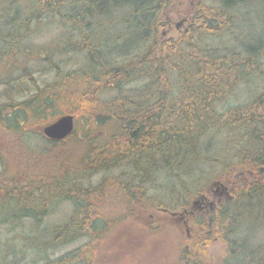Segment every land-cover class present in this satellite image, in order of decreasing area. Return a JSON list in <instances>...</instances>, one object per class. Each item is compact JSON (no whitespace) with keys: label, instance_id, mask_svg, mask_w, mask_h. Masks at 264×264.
I'll list each match as a JSON object with an SVG mask.
<instances>
[{"label":"trees","instance_id":"1","mask_svg":"<svg viewBox=\"0 0 264 264\" xmlns=\"http://www.w3.org/2000/svg\"><path fill=\"white\" fill-rule=\"evenodd\" d=\"M174 1L0 0V63L6 57L18 61L21 36L32 32L31 25L56 17L77 32L62 48L85 56L83 65L68 72L49 62L54 75L43 87L23 71L15 81L7 80L0 93V127L21 139L31 127H44L69 113L74 117L69 137L76 132L75 143L84 148L75 162L57 160L51 180L36 187L9 176L7 162H2L0 225L8 233L30 220L31 234L0 242V264H19L26 249L33 264H93V243L113 221L91 220L92 200L102 201L113 191L128 210L140 206L153 218L160 209H184L192 205L190 198L210 195L214 180L228 198L195 223L206 235L213 229L222 235L228 247L224 264L238 262L237 252L249 253L251 239L239 238V233L248 235L242 223L251 218L243 210L256 211L254 228L264 224V92L243 105L226 103L240 84L253 80L245 70L264 80L257 52L239 44L243 25L235 27V9L244 0L198 1L183 16L188 22L182 32L167 37L161 29ZM124 8L125 13L115 14ZM225 37L229 39L223 41ZM28 157L35 161L40 155L28 152ZM205 164L209 171H201ZM119 167L123 173L113 180L104 177L91 186L76 182ZM163 177L165 184L159 182ZM147 183H155L159 194L150 192ZM162 191L168 192L167 199H160ZM60 205L70 210L66 220L44 224ZM79 238L86 239L80 248L48 256L49 250ZM196 245L183 252L185 263L202 264ZM257 264H264V255Z\"/></svg>","mask_w":264,"mask_h":264},{"label":"rangeland","instance_id":"2","mask_svg":"<svg viewBox=\"0 0 264 264\" xmlns=\"http://www.w3.org/2000/svg\"><path fill=\"white\" fill-rule=\"evenodd\" d=\"M198 1L204 2L206 5L214 4V0H175L172 6L169 7L170 9L166 10L171 28L165 25L161 29L162 35L164 31H166L167 37H176L180 34L175 29V24L187 25V22L185 23L186 20L181 19L190 11H194ZM125 11V8L118 9L115 14L121 15ZM235 12L238 17L235 27L243 25V28L239 31V39L241 40L239 44L246 49L257 52L256 60L261 65L260 72L264 74V0H244L242 3L236 4ZM181 27V30H183L184 25ZM31 29L32 32L26 36H21L19 43L16 45L19 50L20 48L23 49L21 53L19 52L18 61L14 63L10 61L9 57L1 60L0 93L7 88L5 84L7 80L15 81L21 76L23 71H29L37 84L43 87L45 83L52 81L54 75V72L49 70L52 67L49 62L56 61L55 63L61 66L60 68L63 72H68L78 69L85 61V56L82 52H69L68 46L62 48L66 45L65 43L77 38V32L75 30L72 31L69 23L56 17L51 20H43L38 25L33 24ZM21 35H23V32ZM228 39V37H225L223 41ZM229 45L232 46V44ZM28 46H31V50L27 51L25 49H28ZM234 50L238 53L241 52V57L245 58L244 53L240 49L235 47ZM2 53L6 55L4 52ZM245 73L249 74L248 79L253 80H248V82L245 80L228 96V102L226 103L230 106L246 104L254 95L264 92V80H261L262 77L257 74L254 78L249 70H245ZM19 100H23V97ZM52 119L49 118V120ZM42 128L43 126L41 125L31 127L30 133L19 139L11 134L10 130L0 127V172L3 168L2 162H7L8 168L5 169L8 171L9 176L17 175V181L21 183L30 182L33 187H36V184L44 183L42 181L51 180L55 174H52L53 171L56 172L57 169L55 166L57 160L62 162L68 159L71 162H75L84 154V148H78L75 143L76 132L72 137L63 140V142L56 143L43 137ZM28 152L39 153L40 157L34 161V159H31L32 157H28ZM210 167L205 164L201 166V171H209ZM121 173H123V168L119 167L108 172H98L88 180L76 179V182L91 186L101 182L104 177L113 180L112 177L116 178ZM124 177L125 179L127 178L126 176ZM163 180L165 184V177L159 182ZM188 180L189 178H186V181ZM216 184L217 180L211 181L208 187L211 189L210 198L212 195L220 197L222 192H226L223 187L219 188ZM147 187L150 188V192L155 190L159 194L155 183H147ZM162 192L163 195H160V199H167L166 194L168 192ZM228 195L225 198H228ZM119 197H116V193L112 191L107 197L104 194L102 201H91L93 213L91 210L87 214L91 216V220H98L104 217L113 221L108 226L103 238L93 243L94 248L97 249V257L93 264H188L189 262L185 263L186 255L183 252H191L194 243H197L196 247L203 253V257H200L201 260L199 259L202 264H224L228 254V247L218 231L216 232L213 229L209 230V235L204 234L200 226L195 223V217H191L185 226L181 223L178 226L175 225L172 217L167 213L163 214L156 211L154 217L149 218L144 211H141L143 209L140 206L133 209V212L128 210L124 200L122 201ZM197 199L190 198L192 200L191 203ZM176 211L181 210L178 209ZM214 211L210 212L214 213ZM69 213L68 206L60 205L45 218L46 222L44 224L61 223L66 220ZM243 213L244 216H251L250 220H245L242 223L249 236L243 232L239 233V238L242 235L244 238L251 239L250 245H246L247 247L249 246L248 250L250 251H248L249 253H237H241V263L246 260L245 264H257L264 255V224L254 228L258 225V221H256L257 214L254 209H244ZM22 224V227L14 228L8 233L7 229L4 228L7 226L0 225V242L17 238L18 235L29 234L31 232V226L28 225L30 220H24ZM41 229L43 230V228ZM85 242V238L75 239L73 242L49 250L47 254L54 259L80 248ZM21 247L24 248V246ZM237 247L239 251H244V245L241 243L238 242ZM30 251L28 249L25 250V256L19 260V264H33L32 261L35 258L30 255ZM238 262L235 264H238Z\"/></svg>","mask_w":264,"mask_h":264},{"label":"flooded vegetation","instance_id":"3","mask_svg":"<svg viewBox=\"0 0 264 264\" xmlns=\"http://www.w3.org/2000/svg\"><path fill=\"white\" fill-rule=\"evenodd\" d=\"M181 20H186V22H188V20L186 18H182ZM185 27L186 24H175V29L179 32H182V27ZM167 26L169 28H171V23L169 20H167ZM166 33H164L165 35ZM224 197H226V195H224V192H222V196L217 197V196H213L210 198L209 194L208 195H201L200 197H198V199L196 201H194L191 206H188L187 208L184 209H180L181 211H168L165 209H160L159 212L161 213H167L169 214L175 225H179V223L183 224V226H185L186 222L191 218V217H197V216H208L213 210L216 211V206L219 203V201L221 199H223ZM211 211V212H210ZM214 211V212H215Z\"/></svg>","mask_w":264,"mask_h":264},{"label":"water","instance_id":"4","mask_svg":"<svg viewBox=\"0 0 264 264\" xmlns=\"http://www.w3.org/2000/svg\"><path fill=\"white\" fill-rule=\"evenodd\" d=\"M74 130V117L64 115L59 117L51 124L42 128V134L52 141H61L66 139Z\"/></svg>","mask_w":264,"mask_h":264},{"label":"bare ground","instance_id":"5","mask_svg":"<svg viewBox=\"0 0 264 264\" xmlns=\"http://www.w3.org/2000/svg\"><path fill=\"white\" fill-rule=\"evenodd\" d=\"M235 59V58H234Z\"/></svg>","mask_w":264,"mask_h":264}]
</instances>
